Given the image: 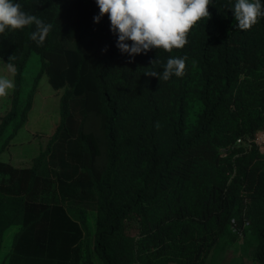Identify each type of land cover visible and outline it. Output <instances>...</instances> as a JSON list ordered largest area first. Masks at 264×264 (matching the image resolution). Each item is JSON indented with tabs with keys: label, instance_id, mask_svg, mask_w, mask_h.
<instances>
[{
	"label": "trees",
	"instance_id": "trees-1",
	"mask_svg": "<svg viewBox=\"0 0 264 264\" xmlns=\"http://www.w3.org/2000/svg\"><path fill=\"white\" fill-rule=\"evenodd\" d=\"M13 3L53 27L39 47L35 25L0 33V63L14 83L0 156L25 127L42 76L64 92L51 139L31 167L0 160V264H207L234 235L233 219L253 225L254 260L264 264V153L254 142L264 132V17L240 30L236 0H212L183 48L130 58L116 47L108 15L94 22L96 0ZM34 53L42 68L24 100ZM12 55L14 74L5 66ZM185 56L183 77L144 74ZM78 99L84 112L66 155L75 182L95 192V231L86 209L39 200L49 182L40 172Z\"/></svg>",
	"mask_w": 264,
	"mask_h": 264
},
{
	"label": "clouds",
	"instance_id": "clouds-1",
	"mask_svg": "<svg viewBox=\"0 0 264 264\" xmlns=\"http://www.w3.org/2000/svg\"><path fill=\"white\" fill-rule=\"evenodd\" d=\"M212 0H96L99 14L94 16V22L99 23L107 14L110 20V30L117 35L116 47L121 54L134 58L146 54L153 48H162L171 52L173 48H183L187 43V33L202 18L209 17L208 6ZM231 11L240 30H248L264 17V4L261 0H236ZM35 25L31 39L42 46L52 30L53 25L45 23L36 15L22 10L20 3L13 0H0V33L6 28L23 29ZM131 41V44L128 43ZM104 52L107 48L103 49ZM15 56L9 57L5 64L11 73L16 72L12 63ZM187 57H170L163 71L145 72L159 81H168L173 76L179 78L185 75ZM131 62V60L129 61ZM158 63L157 59L150 62ZM14 88V83L7 77H0V97L8 94ZM159 126V125H157Z\"/></svg>",
	"mask_w": 264,
	"mask_h": 264
},
{
	"label": "rangeland",
	"instance_id": "rangeland-1",
	"mask_svg": "<svg viewBox=\"0 0 264 264\" xmlns=\"http://www.w3.org/2000/svg\"><path fill=\"white\" fill-rule=\"evenodd\" d=\"M2 64L0 63V77H5ZM41 68L40 56L34 53L24 73V100H26ZM13 89L8 90L6 96L0 97V120L11 107ZM63 92L64 90H54L48 77L42 76L28 121L9 148L0 156L2 162L18 169L31 167L33 158L46 149L51 139L53 126L60 117V99ZM83 112V100H75L71 118L54 146L53 153L46 159L40 172L41 178L49 182L48 186L43 188L39 200L57 201L69 210L86 209L91 219L90 228L95 231L97 205L95 192L90 187H81L75 182L78 170L68 161L66 155V142L76 136ZM132 230L133 235L136 236L138 232L134 225ZM234 236L236 235L231 233L227 236L221 246L207 259V264H258L254 260L257 240L253 232V225H249L244 237L234 238Z\"/></svg>",
	"mask_w": 264,
	"mask_h": 264
},
{
	"label": "built area",
	"instance_id": "built-area-1",
	"mask_svg": "<svg viewBox=\"0 0 264 264\" xmlns=\"http://www.w3.org/2000/svg\"><path fill=\"white\" fill-rule=\"evenodd\" d=\"M254 142L257 144L258 148L262 153H264V132L260 131L257 133ZM249 226L248 219H245L244 226L241 228L236 219L232 220L231 230L232 233L235 234L238 238H242L244 236V229Z\"/></svg>",
	"mask_w": 264,
	"mask_h": 264
}]
</instances>
